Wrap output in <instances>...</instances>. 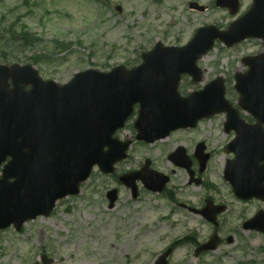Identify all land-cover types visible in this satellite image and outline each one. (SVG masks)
<instances>
[{
	"label": "rangeland",
	"instance_id": "rangeland-1",
	"mask_svg": "<svg viewBox=\"0 0 264 264\" xmlns=\"http://www.w3.org/2000/svg\"><path fill=\"white\" fill-rule=\"evenodd\" d=\"M190 1L0 0L1 38H8L11 27L14 37L28 31L40 38L31 46L24 42L19 43L20 49L7 48L6 54L0 51V64H34L44 79L60 83L88 68L108 71L120 64L133 67L158 40L184 45L200 26L226 28L252 2L241 0L240 13L231 15L227 8L216 6L215 0H197L205 10L190 9ZM263 50L260 41L241 48L218 42L201 60L206 76L197 86L201 88L222 74L227 97L236 105L239 95L234 73L244 72L243 57ZM197 88L190 78L180 87L184 94ZM224 120V115L206 120L192 134L197 139L206 138L208 150L214 152L202 184L188 185L187 173L167 159L180 133L155 145L134 144L116 173L107 175L96 168L80 193L59 201L50 216L29 221L21 231L4 229L0 233V264H44L43 254L53 259L51 264H155L182 238L189 242L177 244L170 264H264V233L246 231L242 225L264 209V202L236 198L223 178L226 159L231 157L223 145L232 137L223 132ZM132 134L131 127L122 132L123 137ZM148 157L155 168L172 175V183L162 194L149 192L139 183L140 194L135 199L117 175L139 169ZM113 188L119 189V199L110 208L107 192ZM208 196L228 207L219 218L223 242L217 250L196 257L195 242L207 241L215 228L189 208H202Z\"/></svg>",
	"mask_w": 264,
	"mask_h": 264
},
{
	"label": "water",
	"instance_id": "water-1",
	"mask_svg": "<svg viewBox=\"0 0 264 264\" xmlns=\"http://www.w3.org/2000/svg\"><path fill=\"white\" fill-rule=\"evenodd\" d=\"M217 4L229 6L231 12L238 8L237 0H217ZM191 5L204 9L196 2ZM248 36L264 37V0H255L253 9L227 31L201 27L184 46H165L159 41L143 54L144 62L132 69L124 65L110 72L89 69L61 85L42 79L32 65L0 64V159L13 156L4 172L16 177V182L0 187V228L11 222L20 227L28 218L49 214L58 197L77 191V184L89 176L95 164L113 172L114 164L127 157L131 143L114 134L124 126L136 103H140L137 138L149 142L173 129L194 126L200 118L219 111L227 110L232 124L237 114L224 98L221 79L188 97L179 93L178 84L183 73L191 74L194 81L201 80L197 60L213 47L215 39L232 45ZM258 81L256 76L239 78L238 89L243 94L242 106L264 121V81ZM240 134L237 150L242 155L247 147ZM255 135L264 141V136ZM250 146L255 152L261 144ZM231 168L237 169V175L229 169L226 176L239 197L264 198V173L260 174L264 170L254 173L242 165ZM158 174L147 161L141 171L121 176V180L137 196L138 179L149 189H163L168 177ZM116 197V190L109 194L111 207ZM223 210L224 206L210 202L201 213L217 224L216 216ZM244 227L264 231V212L245 222ZM219 243L215 233L198 247L196 255L217 249ZM170 252L161 256L158 264H167Z\"/></svg>",
	"mask_w": 264,
	"mask_h": 264
},
{
	"label": "trees",
	"instance_id": "trees-1",
	"mask_svg": "<svg viewBox=\"0 0 264 264\" xmlns=\"http://www.w3.org/2000/svg\"><path fill=\"white\" fill-rule=\"evenodd\" d=\"M13 28H9L8 33V38L7 37H0V51H2L3 54H6L7 48H11V50H17L20 49L19 43H26L28 46L37 44V41H39L36 37L31 36V33L28 31L23 32L19 38L13 36ZM23 46V45H22ZM16 58L15 56L13 59ZM12 59V58H10Z\"/></svg>",
	"mask_w": 264,
	"mask_h": 264
},
{
	"label": "flooded vegetation",
	"instance_id": "flooded-vegetation-1",
	"mask_svg": "<svg viewBox=\"0 0 264 264\" xmlns=\"http://www.w3.org/2000/svg\"><path fill=\"white\" fill-rule=\"evenodd\" d=\"M199 141L200 140H198V141H195L194 139H190L189 140V143L186 141V140H184V139H181L178 143H175L174 144V148L172 149V150H175L176 148H177V146L178 145H180V146H182V145H185L186 146V149L188 150V152H189V154L191 155H193L192 156V165H193V169H194V175H193V177H192V179L194 180L195 178H197V177H201V175L203 174V173H200V162L194 157V154H195V151H196V149H197V146L199 145ZM171 150V151H172ZM210 157H211V154L209 153V159H210ZM199 177V179L201 180V182H202V178H200ZM194 184V182L193 183H191V181H189V183H188V185H193Z\"/></svg>",
	"mask_w": 264,
	"mask_h": 264
}]
</instances>
